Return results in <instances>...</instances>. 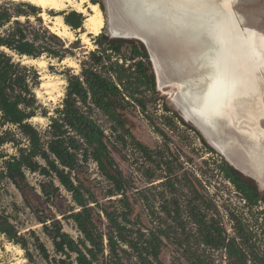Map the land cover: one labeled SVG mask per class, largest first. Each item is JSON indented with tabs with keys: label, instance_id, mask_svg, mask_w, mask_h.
<instances>
[{
	"label": "trees",
	"instance_id": "1",
	"mask_svg": "<svg viewBox=\"0 0 264 264\" xmlns=\"http://www.w3.org/2000/svg\"><path fill=\"white\" fill-rule=\"evenodd\" d=\"M92 3L105 13L101 2ZM39 13L30 3L0 0V234L23 250L27 264H165L169 244L190 264H264V192L222 159L218 173L246 209L229 211L227 225L167 129L184 127L216 151L157 90L143 43L112 38L104 29L94 39L96 49L79 59V72L65 70L61 101L53 108L42 104L36 93L42 75L28 61L62 63L76 57L79 40L66 47ZM64 21L78 31L84 18L71 11ZM133 111L161 145L151 148L136 138ZM127 150L142 162L130 176L114 156ZM10 187L21 204H5ZM26 210L31 216L19 219ZM201 247L219 252L221 261Z\"/></svg>",
	"mask_w": 264,
	"mask_h": 264
},
{
	"label": "rangeland",
	"instance_id": "2",
	"mask_svg": "<svg viewBox=\"0 0 264 264\" xmlns=\"http://www.w3.org/2000/svg\"><path fill=\"white\" fill-rule=\"evenodd\" d=\"M15 1L26 2L23 0ZM89 1L92 2V0ZM97 1L101 2L105 9V13H103L105 28H103V30L105 29L111 37L114 35L113 29H117L120 32L118 36H124L125 34H122L123 31H130L129 35L131 36H136L137 34L144 37L148 36L150 45L146 46V49L150 55V59H152V53L156 54L164 68L161 78L162 82H160L154 63L151 62L156 76L157 90L169 101V105L177 111L186 122L192 124L202 134L216 153H212L205 148L204 145L201 144L193 134H189L184 127H180L173 132L167 129L169 136L173 139L177 150H181L183 161H187L185 164L187 170L190 173L197 174V176L204 181L206 192L215 201L227 225H231L227 213L229 211H234L235 213L246 211L244 208L245 202H243L241 197L237 194L232 184L218 173L217 165L222 159L227 161L238 170L245 179L253 181L260 192H264V147L258 149L246 136L241 135L232 127H227L224 122H220L216 129L208 128L209 130H207V128L203 129L204 127H200L198 122L186 116L181 106V102H183L181 91L174 83L185 82L194 77L199 78L202 74L203 70H200L192 59L194 52L197 51V47L199 46H195V44L189 42V39H184L183 36L171 38L172 36L170 34H163L162 32L152 34L146 33V27H143L142 23L138 20V15H136L139 12V6L137 3L134 4L131 0ZM214 1L215 3L220 2V0ZM190 2L191 0L189 3ZM233 8L234 11L243 18V25L264 34V0H235ZM39 11L40 13L42 12L41 9H39ZM71 11L75 10L72 8H68L61 12L49 10L46 11V18L41 17L40 13L38 17L42 19L43 26L49 29L51 33L55 34L50 29V26H53L54 18L61 16L64 21L65 17ZM65 12V15H61ZM81 15L85 21L86 17L84 14ZM21 21H25V18H21ZM31 21L34 22L35 17H31ZM84 21L82 28L78 31H74L64 21L68 26V31L66 34L59 36L66 42V47L79 40L78 47L76 49L72 48L76 57H67L62 63H58L46 57L36 60L37 63L28 61V63L34 65L40 71L42 82L50 83L49 86L40 87V89L36 91V93L40 91V96H38V93L37 96L44 106L53 108L61 101L64 96L66 85L65 70L68 68L78 73L80 69L79 59L83 55H87L90 51L96 49L94 39L97 36L87 34V40L82 37L83 33H87V29L83 27ZM223 21L224 20L221 19V23ZM51 66H53L52 69L50 68ZM186 105L189 106L188 104ZM129 118L132 132L141 142L151 148H155L163 143L162 139L154 132L150 124L139 115L138 112L133 111ZM34 122L44 124L45 120L38 118L34 120ZM260 126L261 130L264 132V117L260 118ZM261 140L262 138L260 137L259 141ZM214 143L218 144L220 147H217ZM250 144L251 146H249ZM176 147L173 146L175 151ZM114 156L121 169L128 176H130L135 169L140 166V163H142L141 161H135L132 153L128 150L122 153H114ZM204 161H207L208 164H204ZM143 167L144 166L140 167L141 170L144 169ZM140 173L141 172L137 174V179L140 180L139 186L141 187L143 186V182L141 183ZM13 201L18 204L22 203L19 194L13 187H10V193L4 198V202L8 204ZM26 211L27 212H19V219L24 220L31 216L30 211ZM65 229L70 233H74L69 225L65 224ZM18 250L21 249L7 241L6 238L0 234V264H27L23 250H21L22 253L18 252ZM200 250L205 256L212 257L213 259L215 258L217 263L221 261V254L219 252L206 250L203 247H201ZM182 252L183 251L175 244H169L164 250L162 258L165 264H190V262H187L182 256Z\"/></svg>",
	"mask_w": 264,
	"mask_h": 264
},
{
	"label": "bare ground",
	"instance_id": "3",
	"mask_svg": "<svg viewBox=\"0 0 264 264\" xmlns=\"http://www.w3.org/2000/svg\"><path fill=\"white\" fill-rule=\"evenodd\" d=\"M23 1L41 9L43 18L47 17L46 11L61 12L68 8L84 14L83 27L87 33L82 37L86 40L87 34L98 36L105 28L100 5L89 0ZM131 1L139 6L136 15L146 27V33L162 32L170 34L171 38L183 36L199 46L192 59L203 70L202 74L199 78L174 83L181 91V106L186 116L207 130L216 129L220 122H224L227 127L246 136L255 147L263 148L264 132L260 118L264 117V34L243 25V18L233 8L235 0H220L219 3L214 0H191L190 3V0ZM221 19L224 20L222 23ZM50 29L60 36L67 33L68 26L63 17L58 16ZM129 32L123 31L122 34L129 35ZM113 33L120 34L117 29H113ZM136 36L150 45L148 36ZM152 60L158 80L162 82L163 65L154 53ZM49 85L42 82L41 87ZM37 93L40 96V91ZM18 252L22 253L21 250Z\"/></svg>",
	"mask_w": 264,
	"mask_h": 264
},
{
	"label": "water",
	"instance_id": "4",
	"mask_svg": "<svg viewBox=\"0 0 264 264\" xmlns=\"http://www.w3.org/2000/svg\"><path fill=\"white\" fill-rule=\"evenodd\" d=\"M112 38L136 39V40L140 41L141 43H143L145 46H147L145 41L142 38H140L139 36H131V35L118 36V35L114 34V35H112ZM150 60H151V62H153L152 59H150Z\"/></svg>",
	"mask_w": 264,
	"mask_h": 264
}]
</instances>
